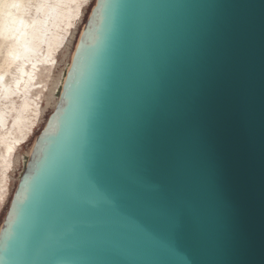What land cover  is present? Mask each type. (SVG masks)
<instances>
[{"label": "water", "instance_id": "obj_1", "mask_svg": "<svg viewBox=\"0 0 264 264\" xmlns=\"http://www.w3.org/2000/svg\"><path fill=\"white\" fill-rule=\"evenodd\" d=\"M0 264H264V0H97Z\"/></svg>", "mask_w": 264, "mask_h": 264}, {"label": "bare ground", "instance_id": "obj_2", "mask_svg": "<svg viewBox=\"0 0 264 264\" xmlns=\"http://www.w3.org/2000/svg\"><path fill=\"white\" fill-rule=\"evenodd\" d=\"M97 0H0V226Z\"/></svg>", "mask_w": 264, "mask_h": 264}]
</instances>
